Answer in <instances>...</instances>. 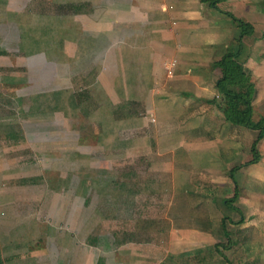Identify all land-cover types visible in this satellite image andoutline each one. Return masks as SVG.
Returning <instances> with one entry per match:
<instances>
[{
	"label": "crops",
	"instance_id": "1",
	"mask_svg": "<svg viewBox=\"0 0 264 264\" xmlns=\"http://www.w3.org/2000/svg\"><path fill=\"white\" fill-rule=\"evenodd\" d=\"M23 1L0 0L1 11L6 5L15 12ZM58 2L34 0L28 10L42 23L59 5L67 6L65 13L74 19L67 30L77 33L62 43V50H46L42 45L48 42L22 25L28 39L20 41L17 32L16 41L11 39L15 55L28 60L23 66L26 79L2 77L0 60V102L7 99L19 107V114L22 110L31 123L27 113L39 95L68 90L77 107H92L88 117L87 110H80L85 115L79 116V125L90 133L79 130L74 143L79 152L72 142L62 152L80 159L88 152L97 154L91 160V172L97 175L89 181L93 183L87 185L86 196H79V189L68 196L72 181L67 180L64 202L110 205L122 197L136 211L129 205L122 217V237L115 240L119 247H74L79 259L67 248L55 247L52 259L48 251L45 259L23 264H264V136L253 159L250 148L256 132L225 120L215 88L223 76L242 72L254 91L255 115H264V0ZM228 14L251 26L240 48L241 29ZM5 55L0 52V57ZM13 63L18 65L14 60L8 66ZM54 117L55 125L29 123L35 132L27 130L23 137L17 123L0 122V140L6 143L0 145V156L8 170L7 158L18 152L19 141L29 143L31 134L42 141L40 146L52 147L57 140L44 132H77L70 118V130H56L63 118ZM117 139L123 148L115 154ZM113 154L135 158L121 163ZM114 172L122 173L123 183L115 185ZM132 187L138 193L131 192ZM102 209L95 214L105 219ZM16 258L0 256V264H20Z\"/></svg>",
	"mask_w": 264,
	"mask_h": 264
},
{
	"label": "rangeland",
	"instance_id": "2",
	"mask_svg": "<svg viewBox=\"0 0 264 264\" xmlns=\"http://www.w3.org/2000/svg\"><path fill=\"white\" fill-rule=\"evenodd\" d=\"M39 1L43 2V0ZM58 1L67 3L68 6L70 4H79V0ZM31 2L33 3L34 0H24L21 7L13 9L15 12L7 11L9 8L6 5H3L2 12V4H0V52L3 51L7 54L0 57L3 63L1 64L2 77L16 75L21 80L26 79V70L23 66L26 65L28 60L27 58L23 59L21 56L17 57L15 55L16 49L14 43V40L16 41V32L20 41L28 39L20 28L22 25L34 33L32 35H35L43 43L48 42L42 45L46 50L51 48L58 51L62 50L66 47L62 43L70 39L69 36H74V33H77L74 32V29L67 30L68 25L73 23L71 20H74L68 16V13H65L68 11L67 6L59 5L60 8L58 6V10L54 14L43 16L42 20L44 21L40 23L36 17L37 13H29L28 5ZM55 2L56 0H54ZM33 8L36 9V7ZM60 12L64 13L61 14ZM30 32L28 33L29 35H31ZM14 37V40L11 39ZM49 54L47 53V55ZM51 54L57 55L54 51ZM14 60H16L18 65L13 63V66H8ZM68 86H70V81ZM21 87L20 90L25 88ZM86 94L87 92H84L80 95L84 97ZM119 95L121 94L119 93ZM71 96H73L72 92L59 90L33 98L31 110L27 113V116L32 119L33 123L28 121L25 116H22V110L19 114V107L9 105L7 99L0 102V122L6 123L9 121L17 123L19 125L17 127L21 130L20 137H23V134L25 136L28 135V131H33L31 128H28L31 126L29 123L34 124L35 122L48 121V123L55 125L54 116H57V114L61 115L63 123L59 127L57 124L56 130L59 128L70 130L67 122L69 118V123H71L73 130H75L74 128L77 130L76 126H78L77 132H68L65 135L63 131H51V134L44 132L45 136L57 140V142L47 141L55 144L52 147L47 145L40 146L42 141H39L38 137L34 138V136L33 138L36 141L32 139V134L29 143L25 140L19 141L16 147V151L18 150V152L12 158H7L11 164V169L9 170L7 169L6 161L0 156V256L17 257L16 260L20 264L37 257L38 260L43 259L48 251L49 257L52 259L57 252L55 247L67 248L70 254L74 256L77 254L76 259H79V254L78 252H74V247H119L116 241L121 239L122 232L120 233V230L125 224V221L124 223L122 222V217L128 212L127 208H129V205L133 206V210L131 209L132 213L136 211V207L130 203V200L126 204L122 200V197H120L121 199L118 197L119 201H116V198H114L115 201H113V204L110 203V205L102 203L103 201L94 202L93 204L87 203L83 207H79V204L76 203L73 205L65 204L64 194L66 193L64 192L68 188L67 180L72 181V188L69 189L68 196L73 195L75 190L78 189L79 196L89 195V187L87 185L93 183L89 181L97 175L96 172H94L95 174L91 172V160L98 158L97 154L91 152H88V155H84L81 159L79 155L74 157L62 152L63 149H69L71 142L72 148L74 150L77 149L79 152V148L74 146V143H77L78 140L79 130L81 133H90L83 130L84 124L79 125V116L85 115L80 110H87L89 112L87 117L91 116V113L94 111L92 107L86 108L87 104L85 103L77 107L76 100H71ZM76 97L79 99V93L76 94ZM257 118L255 117L254 119ZM110 126L107 127V131H109ZM121 128H123L121 125H117L119 131L123 130ZM59 138L67 140V145L60 144L62 141L58 140ZM120 142L119 139L116 140L117 144H121ZM1 144L4 145L6 143L0 140ZM131 146H135L134 141ZM117 147L120 148L116 150L115 154L120 153V149L123 148L120 145ZM87 150L91 151L89 147H87ZM50 151L52 154H47ZM115 158L116 161L120 160L122 163L124 159L125 161H130L131 158L135 157L130 158L124 155H115ZM102 162L104 161L102 160ZM49 165H52V169ZM114 174L115 185L123 183L122 173L114 172ZM94 185L96 183L92 184V187ZM130 191L138 193L136 192L138 188L132 187ZM53 192H56V194H47ZM109 207L110 209H108ZM99 208L107 209L106 211L102 209L104 212L101 213V215L105 216V219H101L95 214ZM108 210L109 212H107ZM114 215L116 216L114 219H109V216L113 217ZM131 224L129 221L128 225ZM127 228L130 227H125V230ZM68 232L71 238L68 236ZM43 247L48 248L46 251H43ZM50 250H52L51 254Z\"/></svg>",
	"mask_w": 264,
	"mask_h": 264
},
{
	"label": "trees",
	"instance_id": "3",
	"mask_svg": "<svg viewBox=\"0 0 264 264\" xmlns=\"http://www.w3.org/2000/svg\"><path fill=\"white\" fill-rule=\"evenodd\" d=\"M228 16L241 29L238 40V48H240V40L243 36L251 34V26L239 21L230 14ZM215 88L218 93L217 106L225 120L234 126L256 131V137L250 148L253 159L256 158V146L264 136V115H259L257 119H254L257 117L252 107L254 91L251 89L249 82L244 74L239 72L232 78L223 76L217 81Z\"/></svg>",
	"mask_w": 264,
	"mask_h": 264
},
{
	"label": "built area",
	"instance_id": "4",
	"mask_svg": "<svg viewBox=\"0 0 264 264\" xmlns=\"http://www.w3.org/2000/svg\"><path fill=\"white\" fill-rule=\"evenodd\" d=\"M172 75L170 72L168 74V76ZM149 120L150 122L154 123L155 122V118L152 115H149Z\"/></svg>",
	"mask_w": 264,
	"mask_h": 264
}]
</instances>
